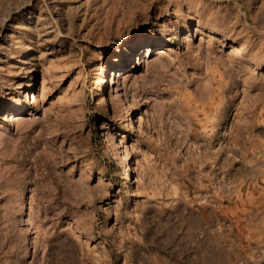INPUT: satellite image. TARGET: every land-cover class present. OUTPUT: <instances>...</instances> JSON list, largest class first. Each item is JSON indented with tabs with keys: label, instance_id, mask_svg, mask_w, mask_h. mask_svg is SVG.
I'll return each instance as SVG.
<instances>
[{
	"label": "rangeland",
	"instance_id": "obj_1",
	"mask_svg": "<svg viewBox=\"0 0 264 264\" xmlns=\"http://www.w3.org/2000/svg\"><path fill=\"white\" fill-rule=\"evenodd\" d=\"M0 264H264V0H0Z\"/></svg>",
	"mask_w": 264,
	"mask_h": 264
},
{
	"label": "bare ground",
	"instance_id": "obj_2",
	"mask_svg": "<svg viewBox=\"0 0 264 264\" xmlns=\"http://www.w3.org/2000/svg\"><path fill=\"white\" fill-rule=\"evenodd\" d=\"M116 63H118V62L116 61Z\"/></svg>",
	"mask_w": 264,
	"mask_h": 264
}]
</instances>
